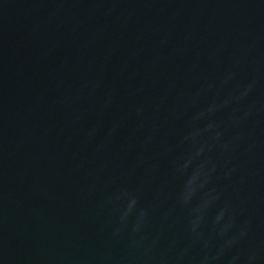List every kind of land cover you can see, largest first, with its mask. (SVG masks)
<instances>
[{
  "label": "water",
  "instance_id": "1",
  "mask_svg": "<svg viewBox=\"0 0 264 264\" xmlns=\"http://www.w3.org/2000/svg\"><path fill=\"white\" fill-rule=\"evenodd\" d=\"M0 264H264V0H0Z\"/></svg>",
  "mask_w": 264,
  "mask_h": 264
}]
</instances>
